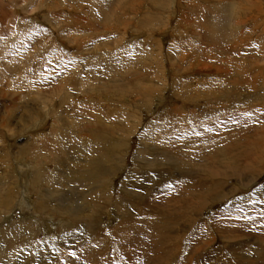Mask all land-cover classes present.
<instances>
[{
    "label": "rangeland",
    "instance_id": "374dc122",
    "mask_svg": "<svg viewBox=\"0 0 264 264\" xmlns=\"http://www.w3.org/2000/svg\"><path fill=\"white\" fill-rule=\"evenodd\" d=\"M0 199V264H264V0H0Z\"/></svg>",
    "mask_w": 264,
    "mask_h": 264
},
{
    "label": "bare ground",
    "instance_id": "6f19581e",
    "mask_svg": "<svg viewBox=\"0 0 264 264\" xmlns=\"http://www.w3.org/2000/svg\"><path fill=\"white\" fill-rule=\"evenodd\" d=\"M201 173H202V172H201ZM211 173H212V172H211ZM215 173H216V172H215ZM197 174H200V173L197 172ZM197 174H196V175H197ZM203 174H204V173H203ZM215 176H217V175L215 174ZM215 176H214V177H215ZM214 177H213V179H214ZM198 178H199V177H198ZM200 178H201V177H200ZM205 179H206V178H205ZM207 180H208V179H207ZM210 180H211V179H210ZM211 181H212V180H211ZM215 181H216V180H215ZM203 183H204V182H203ZM207 183H208V182H207ZM214 183H215V182H214ZM214 189H215V186H214ZM210 191H211V190H210ZM212 192H213V191H212ZM214 192H215V191H214ZM215 193H216V192H215ZM209 195H210V194H209ZM216 195H217V193H216ZM219 198H222V197L219 196ZM210 199H211V197H210ZM216 199H217V198H216ZM0 200H1V199H0ZM4 200H5V199H4ZM6 200H7V199H6ZM2 202H3V201H2ZM2 202H1V203H2ZM1 203H0V204H1ZM2 205H3V204H2ZM8 205H9V204H8ZM4 207H5V206H4ZM218 216H219V215H218ZM123 218H124V217H123ZM122 220H123V219H122ZM125 220H126V219H125ZM34 252H35V251H34ZM34 258H35V257H34ZM30 261H31V260H30Z\"/></svg>",
    "mask_w": 264,
    "mask_h": 264
},
{
    "label": "crops",
    "instance_id": "0c3cea01",
    "mask_svg": "<svg viewBox=\"0 0 264 264\" xmlns=\"http://www.w3.org/2000/svg\"><path fill=\"white\" fill-rule=\"evenodd\" d=\"M25 190V189H24ZM8 194V193H7ZM10 194H11V191H10ZM9 197H10V195H9ZM6 204H7V202H5ZM4 204V203H3Z\"/></svg>",
    "mask_w": 264,
    "mask_h": 264
}]
</instances>
